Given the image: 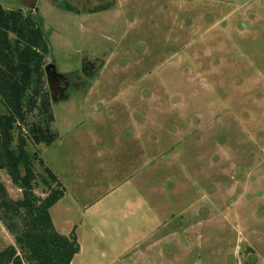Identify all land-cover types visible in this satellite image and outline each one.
<instances>
[{
	"label": "rangeland",
	"instance_id": "1",
	"mask_svg": "<svg viewBox=\"0 0 264 264\" xmlns=\"http://www.w3.org/2000/svg\"><path fill=\"white\" fill-rule=\"evenodd\" d=\"M54 1L23 8L50 42L47 62L71 76L104 59L86 89L52 101L56 141L28 137L68 188L56 220L83 222L77 264H136L140 249L141 263L264 264V0H117L89 13ZM0 178L22 197L5 169ZM110 189L90 222L84 211ZM10 246L0 218V252Z\"/></svg>",
	"mask_w": 264,
	"mask_h": 264
},
{
	"label": "trees",
	"instance_id": "2",
	"mask_svg": "<svg viewBox=\"0 0 264 264\" xmlns=\"http://www.w3.org/2000/svg\"><path fill=\"white\" fill-rule=\"evenodd\" d=\"M23 8H6L0 0V101L8 109L0 111V169L22 191L21 198L13 199L0 178V218L19 246L1 251L0 264H71L80 252L77 232L61 234L50 212L66 187L28 149V137L51 145L59 134L52 128L55 116L45 69L50 42L36 13ZM37 161L43 172L36 170ZM39 178L45 197L35 192Z\"/></svg>",
	"mask_w": 264,
	"mask_h": 264
},
{
	"label": "crops",
	"instance_id": "3",
	"mask_svg": "<svg viewBox=\"0 0 264 264\" xmlns=\"http://www.w3.org/2000/svg\"><path fill=\"white\" fill-rule=\"evenodd\" d=\"M98 4V3H97ZM87 5V4H86ZM88 6H96V4L95 5H88ZM103 68V67H102ZM101 72V71H100ZM99 72V73H100ZM67 93L65 92L64 93V97H61L62 99H64V98H67L68 96L66 95ZM140 124V123H139ZM138 124V125H139ZM138 128H139V126H137V120H134L133 121V124H131V126H127V127H125L124 129H123V135L124 136H126V137H129L128 138V140H130V137L132 138V139H136L137 137H138V134H136V131L138 130ZM128 129H135L134 131H133V133H131L132 132V130H128ZM131 139V140H132ZM136 143H137V141H136ZM138 143H139V141H138ZM110 145H111V143H110ZM135 147H136V145H135ZM138 149H139V158L141 159L142 158V149L140 148V145H138ZM142 164V163H141ZM137 171L139 172V170L137 169ZM142 171H143V169H142V167L140 168V174L142 173ZM138 172H136V174L138 173ZM63 183H64V181H63ZM66 186V185H65ZM66 188H67V186H66ZM116 188H118V187H115L114 189H116ZM113 189H110V191L107 193V194H103L101 197H99L94 203H91L90 204V206H89V209L87 210V211H84V213H83V216H85L86 215V217L87 216H89V217H91L90 218V222H98V221H100V217L101 216H103V214H104V212H105V210H106V208H104V206L101 204L102 203V200L106 197V196H111L112 195V193H113V191H112ZM67 192H68V188H67ZM66 192V193H67ZM66 198V194L64 195V197L62 198V199H60L52 208H51V210H50V212H51V215H52V219H53V222H54V225H55V227H56V229L61 233V234H64V235H68L70 232H72V230L73 229H75V230H79V228H81V224L83 223L82 222V220H79L78 221V223H75V222H72V220L70 219V213L71 212H68L67 213V215L66 216H68V217H66L65 219H60L61 221H57L56 220V217H58V219H59V215H60V211H61V209L62 210H66V206H64L63 204H61L63 201H64V199ZM106 204V202H104V205ZM63 205V206H62ZM103 209V210H102ZM86 210V209H85ZM63 212V211H62ZM86 212V213H85ZM56 213L58 214V216L56 215ZM82 216V217H83ZM77 235H78V239H79V243H80V252L74 257V259L72 260V262H71V264H77V261H80V257H82V253L84 252V245H83V243H82V241H81V236H83L81 233H79V231H78V233H77ZM89 236V235H88ZM84 237V236H83ZM152 250V249H151ZM147 251V250H146ZM166 251H167V249H166ZM172 251V254H174V249H172L171 250ZM92 255H94L95 254V250H92ZM91 253H89V254H91ZM144 252H143V249H140V251L137 253V254H139V259H138V263H136V264H140L141 262H142V258H141V255L143 254ZM148 253V252H147ZM166 254L167 255H171L170 254V252H169V250L166 252ZM102 255H104V256H106L107 255V252H102ZM166 260H168V261H172L173 260V258H170V260H169V258L168 259H165V262H166ZM166 262V263H161V264H167V263H169V262ZM157 262H154V263H141V264H156ZM172 264H174V263H172Z\"/></svg>",
	"mask_w": 264,
	"mask_h": 264
},
{
	"label": "flooded vegetation",
	"instance_id": "4",
	"mask_svg": "<svg viewBox=\"0 0 264 264\" xmlns=\"http://www.w3.org/2000/svg\"><path fill=\"white\" fill-rule=\"evenodd\" d=\"M99 5L97 4L96 6H88L85 4L81 6V8H78L75 6L76 3L74 2H70L68 0H56L54 1L53 4H55L58 7H66V6H72L73 8H75L76 11H72L75 13H84L83 12V8H87V9H97V8H112L114 7V0H100L98 1ZM86 3V2H85ZM103 63H104V59H95V60H90V59H85L84 63H83V68H82V75L80 74H76V75H71L70 74H62L63 75V79H64V84L63 86L60 88L63 89L65 88L64 93L68 92V90L73 87L74 88H78V89H86L85 84H87V81H85V77L90 78V76H92V78L94 77L93 75L99 74V72L101 71L102 67H103ZM51 63L47 62L46 66L50 65ZM45 66V69H46ZM56 70L58 71L57 67ZM59 73V71H58ZM61 74V73H60ZM89 81H91L89 79ZM48 82V81H47ZM49 87V85H48ZM50 90V89H49ZM64 95V94H63ZM59 97V96H58ZM64 97V96H63ZM61 98V97H60Z\"/></svg>",
	"mask_w": 264,
	"mask_h": 264
},
{
	"label": "water",
	"instance_id": "5",
	"mask_svg": "<svg viewBox=\"0 0 264 264\" xmlns=\"http://www.w3.org/2000/svg\"><path fill=\"white\" fill-rule=\"evenodd\" d=\"M114 2H115L114 7L118 6L117 0H114ZM19 6L27 7V8H31V9L36 10L37 9V0H19L16 4L13 5V7H19ZM62 8L69 10V11H76L75 8H73L72 6H66V7L62 6ZM107 8L108 7L97 8V9L83 8V12L89 13L92 11L102 10V9H107ZM46 75H47V81H48L52 101H56L60 97L65 96V95H63L65 88L60 90V88L64 84L63 75L58 73V71L56 70L55 64L51 63L50 65L46 66Z\"/></svg>",
	"mask_w": 264,
	"mask_h": 264
}]
</instances>
